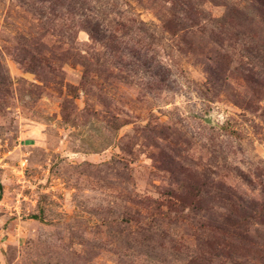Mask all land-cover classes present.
<instances>
[{
	"label": "rangeland",
	"instance_id": "374dc122",
	"mask_svg": "<svg viewBox=\"0 0 264 264\" xmlns=\"http://www.w3.org/2000/svg\"><path fill=\"white\" fill-rule=\"evenodd\" d=\"M0 264H264V0H0Z\"/></svg>",
	"mask_w": 264,
	"mask_h": 264
}]
</instances>
